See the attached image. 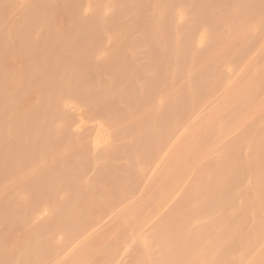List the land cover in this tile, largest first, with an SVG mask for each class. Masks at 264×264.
<instances>
[{
    "label": "bare ground",
    "instance_id": "bare-ground-1",
    "mask_svg": "<svg viewBox=\"0 0 264 264\" xmlns=\"http://www.w3.org/2000/svg\"><path fill=\"white\" fill-rule=\"evenodd\" d=\"M82 3L0 0V264H264V0Z\"/></svg>",
    "mask_w": 264,
    "mask_h": 264
},
{
    "label": "rangeland",
    "instance_id": "rangeland-1",
    "mask_svg": "<svg viewBox=\"0 0 264 264\" xmlns=\"http://www.w3.org/2000/svg\"><path fill=\"white\" fill-rule=\"evenodd\" d=\"M88 1V0H87ZM84 0V2H87ZM83 2V3H84ZM76 3L81 5V0H76ZM82 3V4H83ZM72 106V101L70 103ZM83 112H81V111ZM77 116L75 117H62L61 122L64 128V132L69 130L70 128H75V134H64L62 136V142L69 141L76 146V154L78 153L81 156L89 157L90 149L97 150L102 144H104L105 140L107 139V133L102 128L101 117L102 112L97 111L89 107V114H84L85 111L80 109ZM115 139L120 137V132L114 133ZM128 152V151H127ZM120 150L115 149L113 150V155L118 157L120 155ZM95 166L92 164L91 161H88L87 164L83 167V173L91 174ZM114 168H105V174L100 178L96 179L95 181L100 184L109 185L111 183V173ZM111 198L110 201L117 200L118 197H109ZM109 201V200H107ZM100 214L103 217H106V214L109 213V209L102 208L100 209ZM95 227V226H94ZM103 228V226H99Z\"/></svg>",
    "mask_w": 264,
    "mask_h": 264
}]
</instances>
